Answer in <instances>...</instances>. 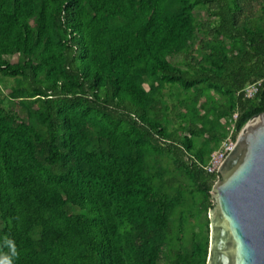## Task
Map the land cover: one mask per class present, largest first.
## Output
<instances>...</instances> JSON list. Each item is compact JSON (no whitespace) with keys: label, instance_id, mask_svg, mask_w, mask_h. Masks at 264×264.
<instances>
[{"label":"trees","instance_id":"16d2710c","mask_svg":"<svg viewBox=\"0 0 264 264\" xmlns=\"http://www.w3.org/2000/svg\"><path fill=\"white\" fill-rule=\"evenodd\" d=\"M0 78V254L207 263L211 156L264 113V0H0Z\"/></svg>","mask_w":264,"mask_h":264},{"label":"water","instance_id":"95a60500","mask_svg":"<svg viewBox=\"0 0 264 264\" xmlns=\"http://www.w3.org/2000/svg\"><path fill=\"white\" fill-rule=\"evenodd\" d=\"M218 175L206 264H264V113L242 129Z\"/></svg>","mask_w":264,"mask_h":264},{"label":"built area","instance_id":"2783aa9c","mask_svg":"<svg viewBox=\"0 0 264 264\" xmlns=\"http://www.w3.org/2000/svg\"><path fill=\"white\" fill-rule=\"evenodd\" d=\"M257 92L256 87H248L245 91V96L247 98H252ZM235 142L228 141L226 142L223 146L221 151L214 153L211 156V163L210 166L208 167V172L213 174V173H218V170L220 166L222 165L224 159L227 157V155L231 152L233 149Z\"/></svg>","mask_w":264,"mask_h":264},{"label":"clouds","instance_id":"9594fccd","mask_svg":"<svg viewBox=\"0 0 264 264\" xmlns=\"http://www.w3.org/2000/svg\"><path fill=\"white\" fill-rule=\"evenodd\" d=\"M6 246L9 252L0 254V264H14L15 258L18 256L16 245L14 241L8 239L6 240Z\"/></svg>","mask_w":264,"mask_h":264},{"label":"rangeland","instance_id":"374dc122","mask_svg":"<svg viewBox=\"0 0 264 264\" xmlns=\"http://www.w3.org/2000/svg\"><path fill=\"white\" fill-rule=\"evenodd\" d=\"M207 18V17H206ZM12 85V83L10 82L9 84L6 83L5 80H3L2 78H0V95H4L3 91L7 88L10 87Z\"/></svg>","mask_w":264,"mask_h":264}]
</instances>
